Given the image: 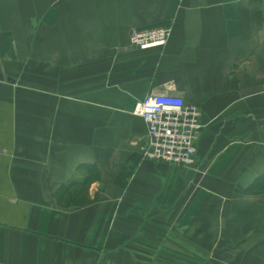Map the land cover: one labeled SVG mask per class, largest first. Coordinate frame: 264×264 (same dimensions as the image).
Wrapping results in <instances>:
<instances>
[{"label": "crops", "instance_id": "crops-1", "mask_svg": "<svg viewBox=\"0 0 264 264\" xmlns=\"http://www.w3.org/2000/svg\"><path fill=\"white\" fill-rule=\"evenodd\" d=\"M157 94L188 168L140 157ZM263 177L264 0H0V264H264Z\"/></svg>", "mask_w": 264, "mask_h": 264}, {"label": "built area", "instance_id": "built-area-1", "mask_svg": "<svg viewBox=\"0 0 264 264\" xmlns=\"http://www.w3.org/2000/svg\"><path fill=\"white\" fill-rule=\"evenodd\" d=\"M170 35V27L134 30L129 43L138 50L163 48ZM134 114L146 126V142L138 149L141 159L181 168L194 164L196 142L203 127L197 106L175 95H149L135 106Z\"/></svg>", "mask_w": 264, "mask_h": 264}, {"label": "trees", "instance_id": "trees-1", "mask_svg": "<svg viewBox=\"0 0 264 264\" xmlns=\"http://www.w3.org/2000/svg\"><path fill=\"white\" fill-rule=\"evenodd\" d=\"M262 191H264V177L261 180L259 179L256 180L254 184L247 190L248 193L262 192Z\"/></svg>", "mask_w": 264, "mask_h": 264}]
</instances>
